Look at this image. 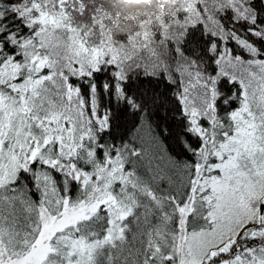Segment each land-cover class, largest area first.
Masks as SVG:
<instances>
[{
	"label": "snow or ice",
	"instance_id": "obj_1",
	"mask_svg": "<svg viewBox=\"0 0 264 264\" xmlns=\"http://www.w3.org/2000/svg\"><path fill=\"white\" fill-rule=\"evenodd\" d=\"M0 264H264V0H0Z\"/></svg>",
	"mask_w": 264,
	"mask_h": 264
}]
</instances>
